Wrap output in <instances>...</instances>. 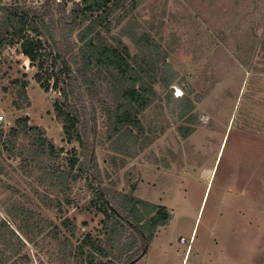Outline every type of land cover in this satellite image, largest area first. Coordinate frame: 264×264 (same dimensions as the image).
Wrapping results in <instances>:
<instances>
[{
    "label": "rangeland",
    "instance_id": "1",
    "mask_svg": "<svg viewBox=\"0 0 264 264\" xmlns=\"http://www.w3.org/2000/svg\"><path fill=\"white\" fill-rule=\"evenodd\" d=\"M77 2L0 0V22L15 6L39 11L46 49L70 45L76 53L69 15ZM109 21L110 37L150 34L176 73L168 105V91L154 86L157 100L140 116L136 143L108 140L99 108L91 122L104 186L170 214L135 264H183L187 253V264H264V0H124ZM8 41L0 42V264H80L75 248L85 235L104 237L86 174H69L68 159L76 150L82 160L83 149L65 142L53 113L59 94L40 89L36 69ZM16 80L27 83L30 103L20 111L12 105ZM187 100L193 109L181 120ZM24 116L36 131L13 135ZM187 127L193 133L182 140L178 130ZM38 133L57 157L32 145ZM180 238L192 239L190 252Z\"/></svg>",
    "mask_w": 264,
    "mask_h": 264
},
{
    "label": "trees",
    "instance_id": "2",
    "mask_svg": "<svg viewBox=\"0 0 264 264\" xmlns=\"http://www.w3.org/2000/svg\"><path fill=\"white\" fill-rule=\"evenodd\" d=\"M78 1L69 15L76 24L71 29L77 32L79 47L76 53L70 45L58 46L63 50L48 51L44 40H41V31L48 27L40 12L31 15L19 6L5 10L0 22V42L9 38L8 46H18L19 54L36 69L33 79L40 89L45 93L51 90L59 94L53 113L62 126L65 142L78 143L83 149L82 160H79L76 150L68 159L69 174L74 168L86 174L89 188L97 197V211L104 216V237L95 240L89 233L85 235L75 248L80 264H135L147 253L155 232L168 224L170 214L165 207L104 186L93 151L94 128L92 132L91 122L99 108L104 114L108 140L119 144L128 140L136 143L143 133L140 116L157 100L154 86L168 91V105L176 73L166 62L167 53L150 34H136L127 29L120 31L119 37H110L109 17L123 5L124 0ZM53 35V32L49 34L54 41ZM121 37L132 44L137 52L135 55L130 54ZM12 83L17 87L12 104L14 109L29 108L27 83L20 80ZM179 108L180 119L183 120L193 105L187 100ZM28 122L25 116L17 119L16 127L10 132L18 135L36 131ZM186 122L193 124L194 120L190 118ZM178 133L182 140H186L193 129L179 128ZM2 134L0 126V137ZM32 145L41 155L47 150L49 158L59 154L39 133ZM52 173L58 180L63 178V172L55 170ZM63 224L69 226L68 221Z\"/></svg>",
    "mask_w": 264,
    "mask_h": 264
},
{
    "label": "built area",
    "instance_id": "3",
    "mask_svg": "<svg viewBox=\"0 0 264 264\" xmlns=\"http://www.w3.org/2000/svg\"><path fill=\"white\" fill-rule=\"evenodd\" d=\"M2 125H3V117L0 115V126H2ZM192 242H193L192 239L186 241L185 239L180 238V240H179V243L181 245H183V246L186 245L187 246V250H189V252H190V246H191ZM188 254L189 253H187V256L184 257L183 264H187Z\"/></svg>",
    "mask_w": 264,
    "mask_h": 264
}]
</instances>
